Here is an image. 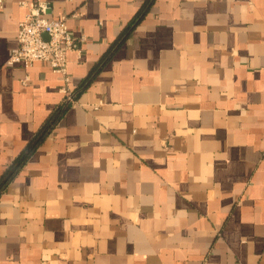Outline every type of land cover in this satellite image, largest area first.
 <instances>
[{
	"label": "crops",
	"instance_id": "1",
	"mask_svg": "<svg viewBox=\"0 0 264 264\" xmlns=\"http://www.w3.org/2000/svg\"><path fill=\"white\" fill-rule=\"evenodd\" d=\"M33 1L0 0V177L59 116L0 194V264H264V0H47L74 104L6 63Z\"/></svg>",
	"mask_w": 264,
	"mask_h": 264
},
{
	"label": "built area",
	"instance_id": "2",
	"mask_svg": "<svg viewBox=\"0 0 264 264\" xmlns=\"http://www.w3.org/2000/svg\"><path fill=\"white\" fill-rule=\"evenodd\" d=\"M47 0H34L16 31L17 47L6 61L7 64H22L29 68L36 62L46 63L50 70L60 75L64 86L60 91L69 104L75 103L74 94L67 88V53L74 50L76 38L68 29L70 16L49 18ZM78 16L72 14L71 18ZM47 36V39L44 37ZM81 40L83 37L80 38Z\"/></svg>",
	"mask_w": 264,
	"mask_h": 264
},
{
	"label": "trees",
	"instance_id": "3",
	"mask_svg": "<svg viewBox=\"0 0 264 264\" xmlns=\"http://www.w3.org/2000/svg\"><path fill=\"white\" fill-rule=\"evenodd\" d=\"M59 116V112L32 138V140L27 145L25 151L17 158V160L8 168V170L0 177V194L4 190L5 186L9 181H11L20 169L23 163L27 160L30 154L38 146V144L46 137L49 133L51 127L55 123Z\"/></svg>",
	"mask_w": 264,
	"mask_h": 264
},
{
	"label": "water",
	"instance_id": "4",
	"mask_svg": "<svg viewBox=\"0 0 264 264\" xmlns=\"http://www.w3.org/2000/svg\"><path fill=\"white\" fill-rule=\"evenodd\" d=\"M47 13H48V11H47ZM44 37L47 39V36L46 35H44Z\"/></svg>",
	"mask_w": 264,
	"mask_h": 264
}]
</instances>
